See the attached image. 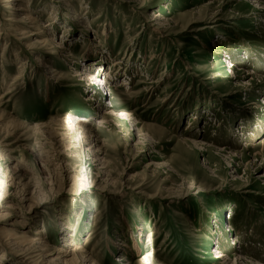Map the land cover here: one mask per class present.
I'll return each mask as SVG.
<instances>
[{
    "label": "rangeland",
    "instance_id": "obj_1",
    "mask_svg": "<svg viewBox=\"0 0 264 264\" xmlns=\"http://www.w3.org/2000/svg\"><path fill=\"white\" fill-rule=\"evenodd\" d=\"M21 1L0 0V257L264 264V0Z\"/></svg>",
    "mask_w": 264,
    "mask_h": 264
},
{
    "label": "bare ground",
    "instance_id": "obj_2",
    "mask_svg": "<svg viewBox=\"0 0 264 264\" xmlns=\"http://www.w3.org/2000/svg\"><path fill=\"white\" fill-rule=\"evenodd\" d=\"M15 1H18V2H20V4H18L16 7H17V9H13L14 11H18V13L20 12V11H23V2L21 1V0H15ZM64 3V2H67V0H60L59 1V3ZM12 10V11H13ZM31 15V13L28 11V13L26 14V16H25V18L24 19H22L21 21H18V23L19 24H21V26H30V25H32V24H35V22L37 21L35 18H33L32 16H30ZM155 16V15H154ZM14 17H15V14L13 15V17H12V19L10 20V22H14ZM55 21V20H54ZM17 22V21H16ZM152 22V21H151ZM52 23V22H51ZM41 27H42V29L41 30H39V31H37V32H32V36H36V40H35V43L34 44H32V46L34 47V48H36V47H40L41 46V48L40 49H42L43 51L45 50V47L49 44V37L50 36H46L47 34L44 32V29H46V28H48L47 27V25H44V23H42L41 25H40ZM155 28V27H154ZM20 29H21V27H20ZM163 30V29H162ZM160 32V31H159ZM13 33H14V35L15 36H17V29H15L14 31H13ZM161 33V32H160ZM22 34H27V33H22ZM163 34V33H162ZM5 35H6V33L5 32H3V30H0V36H2V37H5ZM7 35H10L9 33L7 34ZM31 36H29V37H27V38H30ZM53 42V41H52ZM53 45H55V43L53 42ZM56 46V45H55ZM60 46V45H59ZM55 47L57 50H59V49H61L60 47ZM42 52V51H41ZM37 58V60H36V63H43V59L40 57V56H37L36 57ZM115 66H117L115 63H112V65H111V69L112 68H114ZM86 72H87V70H86ZM244 73H246V74H248V72H244ZM250 74V73H249ZM109 75H111V73L109 74ZM79 76L80 77H82V74H79ZM84 76V79L86 80V82L87 81H89L88 83H90V85H97V84H95V83H92V81H93V79L95 80V78L91 75V74H84L83 75ZM109 77V76H108ZM19 79H22L21 78V76H18L17 77V80H19ZM104 85V83L102 82V83H100V85ZM100 85H97V86H100ZM128 85V83L127 82H122L121 83V86L120 87H125V86H127ZM10 89V88H9ZM7 94H9V93H6V95ZM85 100V102H93L94 100L92 99V98H85L84 99ZM14 125H15V123H13ZM18 126V125H17ZM147 137V136H146ZM196 146H201L200 144H198V143H194ZM203 146V145H202ZM248 150V149H247ZM256 154V153H255ZM23 158H25V157H27V152L25 151V153H24V155L22 156ZM63 225V224H62ZM61 225V226H62ZM66 226V225H65ZM67 229V227H64V229L63 230H66ZM7 231H8V229H6ZM68 230V229H67ZM3 231L2 233H1V236H2V238L3 239H5L8 243H10V244H14L15 246H21V245H29V244H32V241L31 242H27V239H26V237H25V235H22V234H20V233H15V232H11V231ZM65 232V231H64ZM28 236V235H27ZM30 238V237H29ZM33 240H35V239H33ZM39 241V240H38ZM31 246V245H30ZM28 247L29 249H27L24 253H27V252H30V253H28L27 255L28 256H26L25 258H26V262L27 261H30V260H32L33 259V257L34 256H36V255H32L35 251L33 250V251H30V249H32V248H34L33 246H34V244H33V246H31V247ZM37 246V245H36ZM68 246H73L72 244H71V242L69 243V245ZM117 246V245H116ZM122 247H125L126 246V244L124 243V244H122L121 245ZM25 247V246H24ZM127 247V246H126ZM69 249V248H68ZM75 251H77V249H74V251H72V252H74L75 253ZM71 253V252H70ZM78 253H79V251H78ZM214 253V252H213ZM23 254V253H22ZM219 254H221V253H219ZM70 255V254H69ZM73 255H75V254H73ZM80 255V254H79ZM235 257H237L236 259H237V261L236 262H240L241 260H246L245 258L246 257H244L243 255H237V256H235ZM239 257H241V259H239ZM244 257V258H243ZM82 260V262L84 263V262H87L88 264H95L94 262H93V260L92 259H90L88 256H82V257H80ZM221 258H224V256H220V257H218V259H221ZM248 259V258H247ZM8 260H9V258H8V256H7V254L6 253H3L2 255H1V257H0V263L1 264H7V263H9L8 262ZM18 260L20 261H22V259L21 258H18ZM63 260V259H62ZM238 260H240V261H238ZM36 261H38V260H36ZM38 263V262H37ZM61 263H64V264H67V261L65 262V261H62ZM69 263V262H68ZM32 264H36V262H32ZM41 264V263H40ZM84 264H86V263H84ZM238 264V263H237Z\"/></svg>",
    "mask_w": 264,
    "mask_h": 264
}]
</instances>
